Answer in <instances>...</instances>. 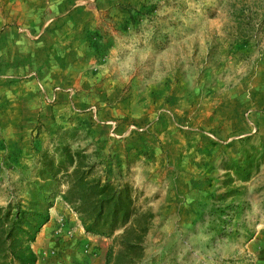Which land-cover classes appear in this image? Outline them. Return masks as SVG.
Wrapping results in <instances>:
<instances>
[{
    "label": "rangeland",
    "instance_id": "obj_1",
    "mask_svg": "<svg viewBox=\"0 0 264 264\" xmlns=\"http://www.w3.org/2000/svg\"><path fill=\"white\" fill-rule=\"evenodd\" d=\"M62 132L153 214L134 264L263 263L264 0H0V239ZM45 208L35 264H106Z\"/></svg>",
    "mask_w": 264,
    "mask_h": 264
},
{
    "label": "trees",
    "instance_id": "obj_2",
    "mask_svg": "<svg viewBox=\"0 0 264 264\" xmlns=\"http://www.w3.org/2000/svg\"><path fill=\"white\" fill-rule=\"evenodd\" d=\"M76 141L75 132H62L50 140L51 150L44 152L39 162V180L30 183V217L22 226L25 217L17 212L10 229L0 239L1 250L4 248L16 264L36 263L31 243L40 226L48 221L46 208L36 209L53 192L76 214L86 233L112 238L106 264H134L143 254L142 243L153 214L136 207L135 191L130 185L113 184L96 175L97 164L92 162V155L87 148H73L71 143ZM244 155L247 161L249 156L245 152ZM232 167L241 176L244 170L233 163Z\"/></svg>",
    "mask_w": 264,
    "mask_h": 264
},
{
    "label": "crops",
    "instance_id": "obj_3",
    "mask_svg": "<svg viewBox=\"0 0 264 264\" xmlns=\"http://www.w3.org/2000/svg\"><path fill=\"white\" fill-rule=\"evenodd\" d=\"M260 264H264V262L263 263H260Z\"/></svg>",
    "mask_w": 264,
    "mask_h": 264
}]
</instances>
